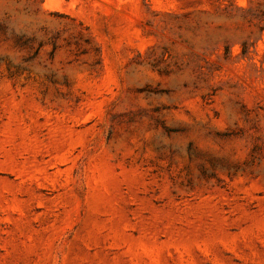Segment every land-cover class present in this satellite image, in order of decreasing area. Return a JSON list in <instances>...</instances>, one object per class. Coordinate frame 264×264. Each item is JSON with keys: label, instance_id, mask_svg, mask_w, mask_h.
<instances>
[{"label": "rangeland", "instance_id": "obj_1", "mask_svg": "<svg viewBox=\"0 0 264 264\" xmlns=\"http://www.w3.org/2000/svg\"><path fill=\"white\" fill-rule=\"evenodd\" d=\"M0 264H264V0H0Z\"/></svg>", "mask_w": 264, "mask_h": 264}]
</instances>
